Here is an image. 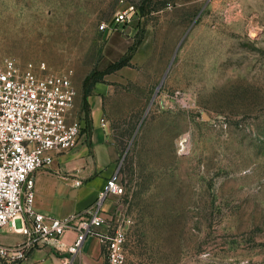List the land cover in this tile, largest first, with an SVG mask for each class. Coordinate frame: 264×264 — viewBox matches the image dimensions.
<instances>
[{"label": "rangeland", "instance_id": "rangeland-1", "mask_svg": "<svg viewBox=\"0 0 264 264\" xmlns=\"http://www.w3.org/2000/svg\"><path fill=\"white\" fill-rule=\"evenodd\" d=\"M3 55L70 75L87 147L97 100L123 264H264V0H0Z\"/></svg>", "mask_w": 264, "mask_h": 264}, {"label": "built area", "instance_id": "built-area-1", "mask_svg": "<svg viewBox=\"0 0 264 264\" xmlns=\"http://www.w3.org/2000/svg\"><path fill=\"white\" fill-rule=\"evenodd\" d=\"M132 13L133 7L119 10L112 26L127 23ZM112 26L101 24L99 29ZM74 98L69 74L45 73L43 62L20 64L10 55L0 57V230L20 220L15 230L24 236L20 244L0 243V263L21 264L31 250L51 246L66 251L69 264L85 237L94 236L102 246L104 264H123V228L102 210L107 196L123 192L119 167L82 211L54 217L34 209L36 171L49 168L55 155L70 150L79 137L80 123L71 120ZM80 184L74 180L75 186ZM68 231L76 236L64 246Z\"/></svg>", "mask_w": 264, "mask_h": 264}, {"label": "crops", "instance_id": "crops-1", "mask_svg": "<svg viewBox=\"0 0 264 264\" xmlns=\"http://www.w3.org/2000/svg\"><path fill=\"white\" fill-rule=\"evenodd\" d=\"M83 97V92H82ZM93 102L89 131V144L83 143L82 135L77 144L66 152L58 153L49 168L39 169L35 173L34 209L47 216L64 217L82 211L90 206L101 191L106 179L115 169L118 157L116 149L102 139L100 128L101 114L97 109V100ZM81 182L75 186L74 180ZM105 215L116 218L111 203L106 198L102 205ZM20 226V220L15 227ZM15 227L0 230V243L4 245L20 244L24 236ZM73 231H68L62 238L64 246L75 238ZM68 253L58 252L51 246L36 248L29 252L21 264H66ZM105 259L100 241L94 236L83 240L78 252L69 264H104ZM0 264H5L1 262Z\"/></svg>", "mask_w": 264, "mask_h": 264}, {"label": "trees", "instance_id": "trees-1", "mask_svg": "<svg viewBox=\"0 0 264 264\" xmlns=\"http://www.w3.org/2000/svg\"><path fill=\"white\" fill-rule=\"evenodd\" d=\"M123 65V63H117V64H113L108 71H111L112 69H118L119 67H121ZM107 73L106 71H95L92 72L90 74H88L87 76H85V78L83 79V83H82V88H83V101L84 104L87 105V96L90 90V86L93 85L95 82L100 81L103 77L104 74Z\"/></svg>", "mask_w": 264, "mask_h": 264}, {"label": "water", "instance_id": "water-1", "mask_svg": "<svg viewBox=\"0 0 264 264\" xmlns=\"http://www.w3.org/2000/svg\"><path fill=\"white\" fill-rule=\"evenodd\" d=\"M164 76H165V74H164ZM164 76H163V78H164ZM163 78H162V80H163ZM162 80H161V82H162ZM161 82H160V83H161ZM159 86H160V84H159ZM159 86H158V87H159ZM158 87H157V89H158ZM156 91H157V90H156ZM155 94H156V92H155ZM155 94H154V95H155Z\"/></svg>", "mask_w": 264, "mask_h": 264}]
</instances>
